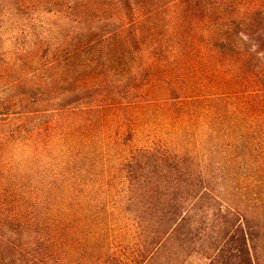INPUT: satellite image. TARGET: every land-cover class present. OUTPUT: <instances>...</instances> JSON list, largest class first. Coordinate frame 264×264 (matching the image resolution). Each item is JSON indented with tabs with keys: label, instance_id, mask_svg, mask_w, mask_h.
<instances>
[{
	"label": "trees",
	"instance_id": "1",
	"mask_svg": "<svg viewBox=\"0 0 264 264\" xmlns=\"http://www.w3.org/2000/svg\"><path fill=\"white\" fill-rule=\"evenodd\" d=\"M10 1L0 264H264V0Z\"/></svg>",
	"mask_w": 264,
	"mask_h": 264
},
{
	"label": "rangeland",
	"instance_id": "2",
	"mask_svg": "<svg viewBox=\"0 0 264 264\" xmlns=\"http://www.w3.org/2000/svg\"><path fill=\"white\" fill-rule=\"evenodd\" d=\"M0 7L2 8L0 11V16L2 18L4 17L3 16L4 13H8V14L13 13L14 8H13V5H12L10 0H0ZM8 10H11V13L7 12ZM12 20L15 21L17 19L12 17ZM14 48L15 49H12V48H10L9 45H6V44L0 45V56L3 57V58H0V101L2 99L8 98L11 95H15L17 92H20L21 89L22 90L23 89L29 90L32 85L37 84L39 81L38 77L31 76L28 79H23L22 83H20L21 84V85H19L20 91L18 89H14V88L11 89L10 87H7V85L9 84V81H12L15 78L18 79V77H19V75H21V71H22L19 63H16L15 67L13 69H11V71L13 70L12 71L13 73L11 71H9V69H10L9 63L11 62V58H13L14 50L16 51L17 48H19V46L15 44ZM15 55H16V53H15ZM28 57H26V59H28ZM2 59H5L7 65L3 63L4 60H2ZM52 76H53V74H52ZM53 78H56V75L53 76ZM49 82L50 81H48V85L45 87V89H48V87H49L48 93H50V92L53 93L52 88H51L52 84H50V86H49ZM3 87H6V88L4 89ZM124 114H125L124 111H107L106 112L107 119L110 121V124H108L107 128H108L109 134H112V136L117 134L118 131H120L121 133L124 132V130L120 129L118 126V118H121ZM67 116L73 118V115H66L63 118L65 119ZM153 129H155V128H153ZM153 129L151 131L152 133H156L158 131V130H153ZM143 130H146V129H143ZM113 133H114V135H113ZM148 134L149 133L146 131H144L142 134H140L139 141L146 140V137L149 136ZM123 137L127 138L129 136L127 135V133H125V135ZM1 177H2V174L0 173V181L2 179ZM14 177H15V175H12L10 177V180H9L10 186L8 183L7 186L5 187V189L8 188L7 193H8V196L10 198L15 193L14 189L16 187V181H15ZM3 194H4V190H3L2 186H1V182H0V205H2V203H4L3 201H1ZM6 207H9V205L6 204ZM203 262H204V260L201 259L200 257L193 256L185 264H203Z\"/></svg>",
	"mask_w": 264,
	"mask_h": 264
}]
</instances>
